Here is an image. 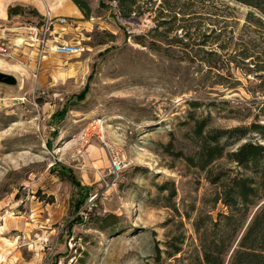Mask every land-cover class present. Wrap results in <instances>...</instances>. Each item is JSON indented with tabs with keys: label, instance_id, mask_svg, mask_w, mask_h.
Returning a JSON list of instances; mask_svg holds the SVG:
<instances>
[{
	"label": "rangeland",
	"instance_id": "rangeland-1",
	"mask_svg": "<svg viewBox=\"0 0 264 264\" xmlns=\"http://www.w3.org/2000/svg\"><path fill=\"white\" fill-rule=\"evenodd\" d=\"M89 2V17L47 29L26 1L0 16V71L16 77L0 81V264H205L193 222L209 227L225 209L208 173L237 165L185 159L199 144L191 115L212 128L264 123V25L247 18L260 13L235 0H137L125 17L115 0ZM98 119L121 152L117 175L98 135L83 138ZM244 140L264 137L234 134L227 149ZM106 213L116 221L100 229Z\"/></svg>",
	"mask_w": 264,
	"mask_h": 264
},
{
	"label": "trees",
	"instance_id": "trees-1",
	"mask_svg": "<svg viewBox=\"0 0 264 264\" xmlns=\"http://www.w3.org/2000/svg\"><path fill=\"white\" fill-rule=\"evenodd\" d=\"M115 1L120 14L125 17L135 10L137 2ZM235 1L251 6L260 13L257 16L249 11L247 18L250 23L264 25V0ZM72 2L84 17L90 16L92 8L89 0ZM23 8L21 4L9 5L7 14L19 13ZM29 9L43 21V15L35 7ZM258 68L264 69V62H260ZM189 104L199 106L193 100ZM256 116L264 117V104L258 107ZM191 117L199 144L195 154L183 155L185 159L201 169H206L222 156L237 165L235 170L220 169L216 173L210 170L208 173V178L216 185L213 203L220 201L225 209L216 211L215 216L209 215V227L203 223L205 221L200 220V216L193 222L200 241L202 260L205 264H264V141L244 140L234 149H227L226 141L234 134L245 136L250 131L264 137V123L256 119L249 124L232 128H212L207 127L208 116L195 117L192 114ZM176 154L183 153L177 151ZM114 216L111 213L97 216V227L105 229L112 225L116 221ZM180 249V246H175L171 254L179 252Z\"/></svg>",
	"mask_w": 264,
	"mask_h": 264
},
{
	"label": "built area",
	"instance_id": "built-area-1",
	"mask_svg": "<svg viewBox=\"0 0 264 264\" xmlns=\"http://www.w3.org/2000/svg\"><path fill=\"white\" fill-rule=\"evenodd\" d=\"M45 15H43V22L42 24L44 25V29H47V24L48 22H55L57 24H70L74 21L71 16L65 15V14H56L52 15L50 13L49 8L46 9ZM43 25L41 28H43ZM46 26V27H45ZM31 31V33L37 35V27L35 26H30L28 27ZM73 45H64L61 46L60 49L67 51L68 49L72 50ZM6 51V42L4 39L0 40V53H3ZM93 133H96L100 140L103 142V145L105 147L107 159L109 162V167L110 171L114 174L117 175L118 172L123 168L124 162L122 157L120 156L121 152L118 149V147L108 143L105 141L104 135L102 134V123L101 120H95L94 122H91V125H87L86 129L83 132V138L92 135Z\"/></svg>",
	"mask_w": 264,
	"mask_h": 264
},
{
	"label": "crops",
	"instance_id": "crops-1",
	"mask_svg": "<svg viewBox=\"0 0 264 264\" xmlns=\"http://www.w3.org/2000/svg\"><path fill=\"white\" fill-rule=\"evenodd\" d=\"M14 0H0V16H3L7 12L8 4ZM30 3L35 6L41 14L49 8L52 15L67 14L73 16H81V11L72 2V0H21Z\"/></svg>",
	"mask_w": 264,
	"mask_h": 264
},
{
	"label": "water",
	"instance_id": "water-1",
	"mask_svg": "<svg viewBox=\"0 0 264 264\" xmlns=\"http://www.w3.org/2000/svg\"><path fill=\"white\" fill-rule=\"evenodd\" d=\"M0 81L9 84H14L16 83V77L13 74L0 71Z\"/></svg>",
	"mask_w": 264,
	"mask_h": 264
}]
</instances>
